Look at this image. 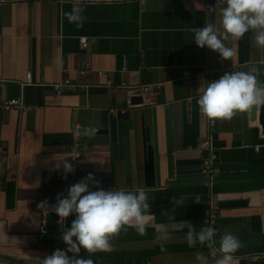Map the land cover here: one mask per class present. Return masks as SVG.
Wrapping results in <instances>:
<instances>
[{"label":"crops","instance_id":"0c3cea01","mask_svg":"<svg viewBox=\"0 0 264 264\" xmlns=\"http://www.w3.org/2000/svg\"><path fill=\"white\" fill-rule=\"evenodd\" d=\"M220 6L215 0H156L151 8L145 2H0V98L25 106L0 111V264H38L65 248L39 239V227L61 233L70 226L71 215L57 216L51 229L46 214L54 213L58 194L89 172L114 188L143 187L149 207L143 233L123 226L110 237L109 251L81 256L94 264H196L197 253L208 256L207 241L189 247L185 233L189 223L203 226L208 190L199 174L200 143L208 135L219 169L210 190L217 206L213 243L218 249L230 232L240 240L232 264H264L252 259L264 254V134L257 114L251 120L249 111L238 112L209 128L196 103L207 82L226 71L255 66L264 82V46L256 45L255 31L225 41L234 49L227 60L191 40L192 28L218 21ZM65 81L71 88L55 93L53 85ZM116 113L111 143L102 129ZM74 123L87 150L70 182V173L53 165L69 159Z\"/></svg>","mask_w":264,"mask_h":264},{"label":"clouds","instance_id":"9594fccd","mask_svg":"<svg viewBox=\"0 0 264 264\" xmlns=\"http://www.w3.org/2000/svg\"><path fill=\"white\" fill-rule=\"evenodd\" d=\"M221 6L217 10L218 21L192 28V41L199 48H207L218 54L221 60L230 58L234 49L225 41L239 40L246 32L255 31V43L264 46V0H215ZM257 68L226 71L208 81L197 98L199 112L209 120L224 118L236 113H246L253 107L264 105V82L257 79ZM53 168L62 167L67 175L73 171L68 158L55 160ZM90 185L95 186L91 188ZM179 199L176 200L178 204ZM46 201L40 205L45 206ZM39 205V206H40ZM149 207L143 187L133 190L99 187L92 172L69 185L66 194H58L51 207L59 218L72 216L70 226L60 233L64 249L56 248L51 254L38 259V264H94L91 257L81 256V251L94 253L109 251L110 237L123 226H132L138 233L145 230ZM185 240L189 247L197 242L211 240L214 229L201 226L194 229L189 223ZM240 240L232 233H224L213 264H232ZM196 264H209V257L197 253Z\"/></svg>","mask_w":264,"mask_h":264},{"label":"built area","instance_id":"2783aa9c","mask_svg":"<svg viewBox=\"0 0 264 264\" xmlns=\"http://www.w3.org/2000/svg\"><path fill=\"white\" fill-rule=\"evenodd\" d=\"M3 0H0V2ZM55 2H69V3H75L79 5L84 4H114V3H130V2H144L146 0H51ZM79 42L82 47L87 46V39L80 38ZM71 85L65 81L64 83H57L53 85V90L55 93L60 94L65 91H68L71 87ZM144 91L147 89L144 88ZM25 108L23 102L20 99L13 98V99H2L0 98V111H9V110H23ZM120 114H123L124 111L121 110L119 112ZM213 121L209 120V128L212 126ZM81 125L78 123H74L72 125V140L71 144L69 145L67 152L69 156V160L73 165V171L70 172L71 175V181L74 179L75 175V169L78 166V160L82 157V155L87 150V147L82 144L81 142ZM257 147H255L256 149ZM200 151H201V157H200V165H199V174L202 178V185L205 187V189L208 190V200H207V208L205 211V216L203 219V226L206 227H212L214 229L213 235L216 232V222H217V206L215 202L212 199V194L210 192L213 181L217 174L219 173V169L215 163L216 161V153L214 151V146L212 143V139L210 135H208L205 139L202 140L200 143ZM95 187V186H94ZM99 187L103 188H114L112 184L107 182L99 181ZM38 238L42 239H48L51 241H61L60 239V233H52L49 231V229L46 226H40L39 232H38ZM207 247H208V256L210 260H215V258L219 255V252L217 251V248L215 247L213 243V237L211 240L207 241ZM252 259H264V254H259L256 256H253ZM149 264V263H148Z\"/></svg>","mask_w":264,"mask_h":264},{"label":"water","instance_id":"95a60500","mask_svg":"<svg viewBox=\"0 0 264 264\" xmlns=\"http://www.w3.org/2000/svg\"><path fill=\"white\" fill-rule=\"evenodd\" d=\"M145 3H148V6L151 8L153 5L156 4V0H146ZM134 103H140L141 100L138 99H132ZM136 101V102H135ZM257 114V120L259 122V125L261 127V131L264 134V105H261L259 107H253L249 111V117L251 120H254L256 118ZM120 119L119 114H110L107 115V127L103 128V131H107L109 134L110 142L115 143L116 141V135H117V121ZM101 121V120H100ZM143 150L145 153V172L147 177H151L153 173V151L151 146L149 145V138H148V129L145 128L143 130ZM57 215L54 213H47L45 217L46 225L51 229H57Z\"/></svg>","mask_w":264,"mask_h":264}]
</instances>
